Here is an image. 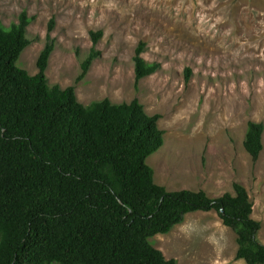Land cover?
<instances>
[{
  "label": "rangeland",
  "instance_id": "obj_1",
  "mask_svg": "<svg viewBox=\"0 0 264 264\" xmlns=\"http://www.w3.org/2000/svg\"><path fill=\"white\" fill-rule=\"evenodd\" d=\"M23 12L35 20L22 69L39 73L50 35V87L76 86L86 106L137 99L149 115H161L165 144L148 159L155 182L211 198L243 185L264 244V149L254 162L244 147L249 123L264 125V0H0L4 26L18 23ZM93 32H103L96 47L101 56L76 84L94 47ZM140 43L144 59L161 70L137 83ZM153 242L179 264H247L236 260L237 236L216 211L190 214Z\"/></svg>",
  "mask_w": 264,
  "mask_h": 264
},
{
  "label": "trees",
  "instance_id": "obj_2",
  "mask_svg": "<svg viewBox=\"0 0 264 264\" xmlns=\"http://www.w3.org/2000/svg\"><path fill=\"white\" fill-rule=\"evenodd\" d=\"M34 20L23 12L10 27L0 22V264H179L153 239L190 214L212 211L237 236L236 260L264 264L262 223L253 218L243 185L211 198L155 182L148 159L165 144L161 115H149L137 99L86 106L76 86L50 87V35L37 75L18 65L33 44L28 29ZM102 37L92 33L94 47L76 84L100 58ZM145 49L140 43L134 57L137 83L161 70L144 59ZM263 135V124L249 123L244 147L254 162Z\"/></svg>",
  "mask_w": 264,
  "mask_h": 264
}]
</instances>
